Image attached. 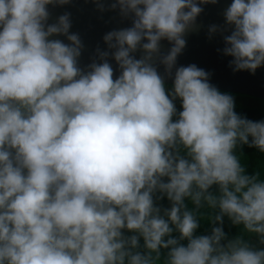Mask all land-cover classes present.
I'll list each match as a JSON object with an SVG mask.
<instances>
[{"label":"clouds","instance_id":"1","mask_svg":"<svg viewBox=\"0 0 264 264\" xmlns=\"http://www.w3.org/2000/svg\"><path fill=\"white\" fill-rule=\"evenodd\" d=\"M67 2L0 0V264H157L161 249L164 264H264V247L228 240L222 227L227 216L264 244V180L234 153L264 152V120L238 115L196 65L172 72L200 4L215 0H115L132 17L103 37L115 79L107 51L89 71L77 66L68 13L47 23V6ZM224 18L233 70L264 66V0H231ZM154 57L173 78L169 92ZM157 192L170 208L154 203ZM186 198L218 209L209 234H194Z\"/></svg>","mask_w":264,"mask_h":264},{"label":"water","instance_id":"2","mask_svg":"<svg viewBox=\"0 0 264 264\" xmlns=\"http://www.w3.org/2000/svg\"><path fill=\"white\" fill-rule=\"evenodd\" d=\"M115 0H68L59 5H48V24L55 23L57 18L64 13L69 14V34H77L81 41L80 55L77 57V66L82 71H89L88 66L93 63H101L99 52L107 51L105 58L113 68V79L120 74L116 61L112 58V49H109L103 37L106 33L121 30L132 25L131 15L125 17L119 8H111ZM199 4V0H197ZM231 0H215L214 3L200 4L202 11L196 17L193 25L185 31L183 39L185 46L178 54L176 67L196 65L209 73L208 82L218 90L237 92L264 100V66L258 67L255 72L247 70L234 71L230 61L231 56L225 55L224 37L231 34L232 26L225 22L224 11L230 5ZM102 4L103 9L97 5ZM218 26V30L210 33V26ZM49 39H59L65 44L71 42L66 35L54 34ZM146 42V41H142ZM160 54H166L172 46L166 39L160 42ZM143 50L138 48L132 55L140 59ZM154 66L158 74L164 79V83H172V76L166 75L164 66L159 64L154 57Z\"/></svg>","mask_w":264,"mask_h":264},{"label":"trees","instance_id":"3","mask_svg":"<svg viewBox=\"0 0 264 264\" xmlns=\"http://www.w3.org/2000/svg\"><path fill=\"white\" fill-rule=\"evenodd\" d=\"M171 88L172 83H165L166 92H169ZM219 91L227 93L234 98V111L238 115L253 121L264 120V100L237 92H227L222 90ZM174 103L178 113L182 110L179 98H177ZM175 118L176 117L174 116L173 119ZM180 152L181 155L184 154L183 149H181ZM234 153L240 161L241 166L245 169L246 174L258 175L259 179L264 180V152H261L256 147H250L249 145H238L236 149H234ZM209 191L218 194V187L213 185ZM157 197L160 198L157 199ZM154 203L161 209L171 207V202L166 196H161L159 192L154 195ZM185 205L188 210L196 211L198 228L194 233L195 235H207L211 232L213 227L218 226L213 220V217L217 214L218 209L214 210L207 207L206 205L197 209L189 198L185 199ZM222 227L228 240L241 237L255 248L264 247V244L261 243L260 237L257 234L247 232L242 224H233L227 216H224L223 218ZM125 234L132 235L133 233L127 232V230H125ZM172 235L177 236L178 233L173 232ZM181 242L186 243V241ZM140 243L141 245L143 244L142 239ZM140 250L143 251L142 248ZM167 251V249H161L160 259L157 261V264H164Z\"/></svg>","mask_w":264,"mask_h":264}]
</instances>
